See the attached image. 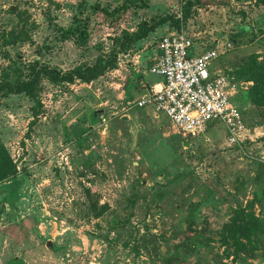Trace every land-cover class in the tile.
<instances>
[{"label":"rangeland","instance_id":"374dc122","mask_svg":"<svg viewBox=\"0 0 264 264\" xmlns=\"http://www.w3.org/2000/svg\"><path fill=\"white\" fill-rule=\"evenodd\" d=\"M137 2L123 11L131 0H0V264H264V239L248 258L221 235L237 210L264 216V106L246 74L264 64V5ZM165 17L180 26L129 42ZM175 32L195 40L196 54L232 45L210 71L235 79L238 143L222 123L210 142L184 138L165 114L135 105L139 76ZM99 60L115 68L92 83L42 78L36 109L5 88L37 64L67 73ZM4 168L16 174L1 181Z\"/></svg>","mask_w":264,"mask_h":264},{"label":"built area","instance_id":"2783aa9c","mask_svg":"<svg viewBox=\"0 0 264 264\" xmlns=\"http://www.w3.org/2000/svg\"><path fill=\"white\" fill-rule=\"evenodd\" d=\"M196 45L185 33L162 37L150 69L161 82L151 86L141 81L143 94L135 105L139 108L155 106L184 138L204 137L210 142L207 135L210 128L222 123L229 141L236 144L246 126L242 110L233 101L235 79L222 70L210 71L214 61L231 51L232 45L217 42L200 54L192 53Z\"/></svg>","mask_w":264,"mask_h":264},{"label":"trees","instance_id":"16d2710c","mask_svg":"<svg viewBox=\"0 0 264 264\" xmlns=\"http://www.w3.org/2000/svg\"><path fill=\"white\" fill-rule=\"evenodd\" d=\"M256 1L259 4L264 5V0ZM138 5L139 3L137 0H131L130 4L123 5L121 9L125 11L128 7H139ZM99 9L109 15H112V13L105 8H100V6L95 7V11H98ZM168 22H171L174 27H179L181 23L179 19L173 17H165L150 26L147 23H143L140 25L139 30L131 36L129 42L133 43L147 39L150 32ZM37 66L38 64L33 70L32 77L28 81L21 82L16 86L12 84L5 86V88L8 89L7 93L9 94H25L34 100L36 103L35 109L41 105V101L38 96V87L42 78H45L54 84H74L77 80H80L83 83H92L105 76L109 69L115 68V63L99 60L96 65L92 67L79 66L67 73H63L62 71L47 66H43L38 69ZM246 74H250L251 81L255 82V85L250 91L252 101L257 105L264 106V64L257 63L256 65H251V67L247 69ZM2 89L3 88L0 87V90ZM4 169L7 170V168ZM15 174L16 172L13 173L7 170V173L1 181L14 176ZM221 235L224 241L233 240L237 256L242 254L246 255L248 258H252L256 252L261 251L259 248V242L261 239H264V216L260 219L253 213H246L243 209L237 210L235 212V217L223 226ZM244 240H246L247 243H245Z\"/></svg>","mask_w":264,"mask_h":264},{"label":"crops","instance_id":"0c3cea01","mask_svg":"<svg viewBox=\"0 0 264 264\" xmlns=\"http://www.w3.org/2000/svg\"><path fill=\"white\" fill-rule=\"evenodd\" d=\"M164 36H166V35H164ZM163 36V37H164ZM158 55V54H157ZM146 74H148V72L147 73H145V74H141L140 76H139V80H138V82H137V87H138V90H139V97H138V99H140V97L142 96V94H143V90L141 89V87H140V84H141V81H146L149 85H151V86H154V85H156V84H158L159 82H161V79L158 77V76H156V75H153V74H151L150 73V71H149V76H144V78H143V75H146ZM154 77V78H153ZM137 108H139L138 106H137ZM151 108H155L156 110H157V108L155 107V106H149V107H144V108H140V109H151ZM158 111V110H157ZM159 113H162V112H160V111H158ZM162 114H164V113H162ZM169 119V118H168ZM170 123H171V121H170ZM172 124V123H171ZM174 127V126H173ZM177 132V131H176ZM178 133V132H177ZM210 138V137H209ZM198 139V138H197ZM205 140V139H204ZM206 141V140H205ZM210 141H211V138H210Z\"/></svg>","mask_w":264,"mask_h":264},{"label":"water","instance_id":"95a60500","mask_svg":"<svg viewBox=\"0 0 264 264\" xmlns=\"http://www.w3.org/2000/svg\"><path fill=\"white\" fill-rule=\"evenodd\" d=\"M52 244L51 243H49V246H51Z\"/></svg>","mask_w":264,"mask_h":264}]
</instances>
